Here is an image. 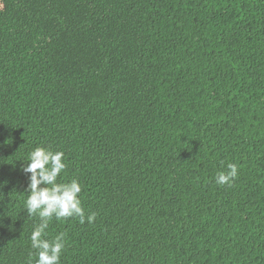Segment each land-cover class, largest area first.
<instances>
[{
	"label": "trees",
	"instance_id": "16d2710c",
	"mask_svg": "<svg viewBox=\"0 0 264 264\" xmlns=\"http://www.w3.org/2000/svg\"><path fill=\"white\" fill-rule=\"evenodd\" d=\"M38 146L81 185L59 264H264V0H0V264Z\"/></svg>",
	"mask_w": 264,
	"mask_h": 264
},
{
	"label": "clouds",
	"instance_id": "9594fccd",
	"mask_svg": "<svg viewBox=\"0 0 264 264\" xmlns=\"http://www.w3.org/2000/svg\"><path fill=\"white\" fill-rule=\"evenodd\" d=\"M67 167L62 151H53L46 147H36L30 152L23 172L29 174L26 191L30 193L26 199V210L29 215H38L40 223L31 233V247L38 257L35 264H59L60 255L65 246L64 234L57 235L49 241L44 238L49 221L78 217L80 223L85 222V212L81 206V185L73 178L69 182H57V177ZM226 172L218 173V185L231 184L238 175L237 165L229 163ZM95 213L87 216L93 222ZM31 264V261H30Z\"/></svg>",
	"mask_w": 264,
	"mask_h": 264
}]
</instances>
